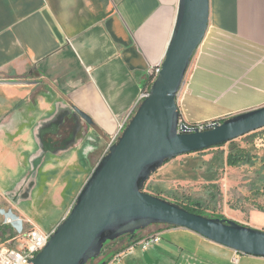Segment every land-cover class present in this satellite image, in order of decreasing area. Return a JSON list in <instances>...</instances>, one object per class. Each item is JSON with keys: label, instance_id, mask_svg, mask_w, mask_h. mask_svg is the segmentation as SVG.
Segmentation results:
<instances>
[{"label": "crops", "instance_id": "crops-1", "mask_svg": "<svg viewBox=\"0 0 264 264\" xmlns=\"http://www.w3.org/2000/svg\"><path fill=\"white\" fill-rule=\"evenodd\" d=\"M178 7L179 0H0L1 178L23 167L31 172L24 174L27 194L59 184L64 190L63 175L80 167L73 179L82 182L69 194L67 215L149 89V71L164 60ZM179 100L188 125L264 106V0H209L208 29ZM261 148L240 166H228L224 146L211 149L220 157L179 156L152 173L146 192L161 198L212 185L225 219L264 231ZM47 197L59 200L56 192L47 191L44 202ZM154 235L158 242L142 243ZM112 249L107 264H264L262 257L163 226L121 238Z\"/></svg>", "mask_w": 264, "mask_h": 264}, {"label": "water", "instance_id": "water-1", "mask_svg": "<svg viewBox=\"0 0 264 264\" xmlns=\"http://www.w3.org/2000/svg\"><path fill=\"white\" fill-rule=\"evenodd\" d=\"M208 24L209 0H179L173 35L148 96L99 160L32 264H86L108 241L154 224L184 229L235 253L264 258V231L194 214L143 192L152 173L167 161L264 129L263 106L213 121L202 131L184 122L178 130L177 95Z\"/></svg>", "mask_w": 264, "mask_h": 264}, {"label": "rangeland", "instance_id": "rangeland-1", "mask_svg": "<svg viewBox=\"0 0 264 264\" xmlns=\"http://www.w3.org/2000/svg\"><path fill=\"white\" fill-rule=\"evenodd\" d=\"M262 145H264V129L239 137L228 142L227 144H224L223 146L225 147L224 151H228L229 153L235 154L237 152H244L252 156L253 154L257 153L259 149H262ZM203 152V155H212L215 150L209 149ZM220 155L221 153L219 150L215 152V157H220ZM39 158L41 157H38L37 159ZM38 167L39 166L36 167V171L38 170ZM34 169L33 162L32 170ZM73 170L70 173H65L60 182L62 183L63 181H66V183L69 185L68 188L63 190L62 186H59V184L58 189V186L56 188L51 187L50 190L36 188L29 194H27L28 188L26 186L29 181V174H31V172L27 171L29 174H27L26 177H24V174L27 172L23 167L20 171L7 172L4 178H1L0 176V209L5 211L11 210L14 214L23 219V221L27 223V226H32L43 232H49L50 230L56 228L67 216L65 215V212L69 206V203L71 202L69 194L71 190H73L76 186H79L82 182H76L73 179L76 175V172H82L80 167L79 169ZM47 191L50 194L56 192L59 198L56 204L52 203L50 197H47L45 202L43 201L44 195L47 194ZM146 191H148V188L144 185L143 192ZM1 197H5L6 200H2ZM161 198L169 202H179L184 205L188 204L189 201L199 200L202 202L203 211L205 213L221 215L219 205L215 204L214 201L215 192L212 185H193L189 186L188 188H181L179 190H175V192L166 193L162 195ZM3 219V215L0 214V224L3 222ZM108 243H110V241ZM110 249H112V247H109L108 251ZM105 252H107V250ZM113 253L114 252L102 254L96 259V261L90 264H104L110 259Z\"/></svg>", "mask_w": 264, "mask_h": 264}, {"label": "built area", "instance_id": "built-area-1", "mask_svg": "<svg viewBox=\"0 0 264 264\" xmlns=\"http://www.w3.org/2000/svg\"><path fill=\"white\" fill-rule=\"evenodd\" d=\"M160 69L161 65L150 69L149 74L151 76V82L156 78ZM179 95L180 92L177 95V106L180 112L178 130H180V124L183 123L181 119V101L179 100ZM147 96L148 90L143 91L140 95L138 105ZM214 123L216 122L211 121L207 123L187 125L190 128H197L202 131L206 128V126ZM51 131H53V129ZM120 134L121 133H118L112 137L109 147L118 140ZM43 145L45 148L47 145L46 142H43ZM109 147L107 148V151ZM0 214H2L4 218L3 222L0 224V264H32L36 255L47 245L56 228L50 230L49 232H43L32 226H27V223H25L23 219L14 214L11 210L5 211L0 209ZM158 241L159 238L157 235H154L145 239L142 243L145 246H148L149 244Z\"/></svg>", "mask_w": 264, "mask_h": 264}, {"label": "trees", "instance_id": "trees-1", "mask_svg": "<svg viewBox=\"0 0 264 264\" xmlns=\"http://www.w3.org/2000/svg\"><path fill=\"white\" fill-rule=\"evenodd\" d=\"M221 146H223V145H221ZM218 147H220V146H218ZM249 163H250V155L248 153H244V152H237L235 154L230 153L228 155V157H227L228 166H240V165L249 164ZM171 203H175V204L179 205L180 207L184 208L185 210H187V211H189L191 213H194V214L202 215V216H205V217H208V218H213V219H225L222 215H219V214H207V213H205L203 211L202 202L199 201V200L198 201H189L188 204H186V205L181 204L179 202H171ZM150 226H163V227H168V228H175L173 226H167V225H163V224H154V225H150ZM150 226H148V227H150ZM140 231H142V229L136 231L134 234L122 235L119 238L115 239L114 241H110V243H108L109 242L108 241L102 247L101 253H100V255L97 258H99L102 254H109V253L114 252L111 255V257H112L117 252V250L110 249L108 251L109 247H112V245L114 243H116L121 238H124V237H128V238L133 237L134 238V237H136V234L138 232H140ZM106 250H107V252H105ZM97 258L89 260L86 264L93 263L94 261H96ZM107 262L104 263V264H107Z\"/></svg>", "mask_w": 264, "mask_h": 264}, {"label": "bare ground", "instance_id": "bare-ground-1", "mask_svg": "<svg viewBox=\"0 0 264 264\" xmlns=\"http://www.w3.org/2000/svg\"><path fill=\"white\" fill-rule=\"evenodd\" d=\"M9 217V216H8Z\"/></svg>", "mask_w": 264, "mask_h": 264}]
</instances>
